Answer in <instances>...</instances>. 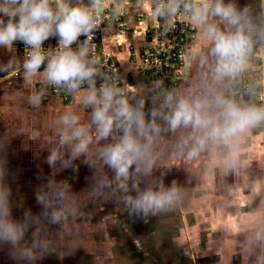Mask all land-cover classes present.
<instances>
[{
  "label": "rangeland",
  "instance_id": "1",
  "mask_svg": "<svg viewBox=\"0 0 264 264\" xmlns=\"http://www.w3.org/2000/svg\"><path fill=\"white\" fill-rule=\"evenodd\" d=\"M161 44L164 47L163 50H167L165 52L167 54L169 52L167 41L165 40ZM153 54V58H156V54ZM162 57L164 56L157 58L158 64L156 65L150 62L139 65L142 69L141 74L145 78L147 97H149L148 103H145L146 120H151L148 115L149 111L163 112L161 107L164 101L163 93L177 89L188 78L182 69L185 62L177 63L174 61V64L172 59ZM22 72L23 69L13 77L20 76ZM240 76L237 79L234 76L233 80L237 82L240 80L241 85L245 86L243 82L246 80L243 81ZM85 84L87 85L88 82ZM89 84H93V81H90ZM47 88L46 93L44 90L40 92L41 100L49 101L51 98L65 104L72 96L71 94L66 95V92L60 93L58 87L55 89L54 86L48 85ZM93 88L95 87L93 86ZM120 89L125 93L122 87ZM134 94L135 91L131 92L132 99H134ZM127 95L125 93V98L128 97ZM65 96L68 97L67 101L64 99ZM5 98L7 99V97ZM10 101L8 99L7 103L4 104L7 109L2 114L11 119L12 128L4 125L2 118H0V205L8 214L7 216L0 215V223H7L11 220L17 222L19 226V221L24 218L29 210L36 212L39 209L37 203L22 204L19 201L21 198L17 200L19 188L16 187L14 190V186L11 189L6 185L9 178L16 182L22 178L28 181L26 183L23 180L22 189L20 188V194L25 195L24 200L26 196L35 197L38 194L48 197L57 196L58 198L60 196L59 202L44 203V207L48 208L44 209L46 212L45 221H51L49 210L53 206L54 210H69L71 206H74L79 211L84 210L89 213L91 218L87 219L73 220L67 215L65 216L69 222L66 227H70L68 230L64 225L63 227L60 226L64 233L62 235L66 238L65 243L71 244L69 231L74 232L75 230L74 234L80 241L87 237V235L76 231V229H80L78 227L80 223L86 221L90 223L93 231L99 229L104 233L102 241L114 245L116 249L114 251L117 254L122 250V247H128L129 250H132V253L138 258V264H217L219 259L225 262V252L219 253L217 250L212 251L211 248L216 244L217 232H220L218 230L223 228V232H225L231 221L234 226H241L244 222L247 224L249 222L247 218L245 221L243 219L247 214L244 215L243 212L259 211L260 202L248 207L247 201L259 196L258 193L254 195L252 190L254 184L259 185L263 176L262 171L256 168L257 163H261L264 156V124L262 121L238 132L227 141L216 140L218 148L213 149L214 140L206 141L209 147L203 148L204 152L196 157V164L191 166L195 171L182 170V172H178L177 168L183 159H180L177 154L172 155L171 158H169L168 153L165 155V152H168L165 140L166 125L163 119L157 117L155 123L160 127L161 132L158 137L153 138L150 151L151 170L147 175L143 171L138 173L136 175L137 181L133 183L139 192L176 189V193L170 204H166L158 210H150L145 214L129 203L137 197V192L132 190L133 183L129 185V181L120 180L118 184H113L112 180L110 181L112 182L111 185L101 186L99 183L95 185L90 177L93 173L90 172L87 175L86 171L89 168H84L82 163H75L73 158L67 165L62 166V168L60 166L58 171L49 169V156L56 152L58 163L63 164L59 160L64 158L61 155L64 152H59V147L65 151V155L71 148V143L65 142L59 146L55 141L51 143L50 137H47V144L42 148L40 141H36V139L29 141L28 138L31 136L32 129L35 128L37 119L31 117L32 119L28 124H20L18 118H24L23 120L26 121L32 111L30 112L26 106L21 108L17 101ZM38 109L41 110L42 108L40 106L35 108V110ZM44 117L45 119L57 118L58 115L45 110ZM48 125L54 126L49 120L48 123H45V127ZM187 129H182V133L184 132L185 135L182 136L185 139L188 138V134H191V128ZM52 131L57 134V126L51 131L49 130L48 136L52 134ZM245 134L246 136H244ZM116 136L119 137V132H116ZM30 148H33L32 152H29ZM208 148L209 150L206 152ZM244 149L247 152L242 151ZM78 161L81 162L80 159ZM71 165L77 169L73 170ZM67 167H70V171ZM141 168L143 169V165ZM193 172L195 175L192 174ZM196 175L197 180L195 177H191ZM121 183L126 184L127 191L120 188ZM79 194L96 196L100 194L106 197L101 201L94 200L92 202H79V199H76L74 203H71L72 200L68 202L65 199ZM111 194H118V197L111 199L109 197ZM245 203L246 209H243ZM253 208L254 210H252ZM102 213L103 218H101ZM232 213L238 214V217L233 219ZM65 217L59 220L63 222ZM50 226L45 227L49 228ZM59 232L61 233L60 230ZM258 234L260 239L264 240V232L262 236L259 231ZM46 237L50 238L48 242ZM52 238L51 235H45V244H51ZM263 240L260 243V248L263 253L262 263L264 264ZM259 242L250 244L255 246L259 245ZM229 256L226 257L227 260L229 259V263L247 264V255L244 257L243 252H235Z\"/></svg>",
  "mask_w": 264,
  "mask_h": 264
},
{
  "label": "crops",
  "instance_id": "2",
  "mask_svg": "<svg viewBox=\"0 0 264 264\" xmlns=\"http://www.w3.org/2000/svg\"><path fill=\"white\" fill-rule=\"evenodd\" d=\"M118 1L119 0H108V6L105 8H113L117 20H113L106 25L103 35L99 40L89 43V46L93 49L89 58L94 61L92 65L94 69L100 68V61L98 60L100 57L108 56L109 59L113 61L117 68L119 86L128 94L127 99H129L130 102H134V99H136V101L142 100L148 103L149 97H147L145 78L143 74H141L142 69L139 65L145 63L144 54L152 50L155 45V24L174 20L184 28L183 49L185 52V63L182 69L188 78H186L177 89L164 92L163 98L170 94L174 100H206L210 105V114L214 118L220 117L223 111L222 108H217L213 103L217 97L232 101L241 107L247 105L251 106L249 104L257 107V77L264 69V59L263 57L261 58V54L256 50V46L261 41L259 22L264 20V0H225V3L231 2L238 9L247 10L245 13L247 23L244 27L251 44L246 57V67L239 75L237 74V76H235V79H237L241 75L240 78H242L243 81L246 80V82H243L245 86L241 85L240 80L239 82L233 80V77L225 78L223 81L215 79V58L210 55L212 44L211 41L206 40L202 34L205 25L194 22L192 19V12H186L184 8L181 7L180 3L179 5L176 3V0H125L123 3L116 4L115 8L112 7L114 3ZM193 1L192 8L198 7L199 0ZM157 8L162 9L163 15L157 12ZM169 9H175L174 14H169ZM208 23L221 25V21L218 17L210 18ZM249 28L253 29V31H248ZM23 51V44L19 42L13 46H0V103L4 102L0 105V118H2L3 124L8 128H12L11 119L2 114V112L7 109V106L4 104H6V101L9 99L13 102H19L21 108L26 106L30 112L32 111L30 117L26 120L27 122L23 120L24 118L18 119L20 120V124H28L32 119L31 117L37 119L35 128L32 129L30 133L31 136L28 140L32 141L36 139V141H40L42 143V148L47 144V137H50L51 143L55 141L57 145L60 146L65 138H70L71 131L74 128L84 127L87 133L93 137V141L89 145L88 151L75 158L74 162L82 163L84 168H89L86 172L87 175L90 172L93 173L90 175L93 184L96 185L99 183L101 186L111 185L112 182L113 184H118L113 171L104 164L99 153L106 144L115 143L119 137L116 136V132H114L112 137L108 140H98L95 125L91 123L93 106L86 105L83 102V97L87 95L88 89L90 86L92 87V85L82 87L83 89L75 95H72L70 100L65 104L59 102V100L54 101L51 98L49 101L41 100V98L39 101H36V97L41 96V91L44 90V93H46L49 84H47L42 75L43 67L41 69V74L31 79H23V72L20 76L13 77V75L15 76V72L23 69ZM134 91V99H132L131 92ZM5 97H7V99ZM8 106L10 108V104ZM39 106L42 109L35 110V108ZM45 110L52 114L56 113L58 117L46 118V120L44 117ZM162 111V113L160 112L161 116L168 114L167 108H163ZM65 115L76 116L77 124L65 125L61 119V117ZM48 120L51 121L54 126L48 125V127H45V123H48ZM55 126L58 128V133L56 134L55 131H52V134L48 136L49 130L51 131ZM182 129L184 130L187 128H179L173 132L168 130L166 125L165 140L168 152L166 151L165 155L168 153L169 158H171L172 155L177 154L180 156V159H183L179 168H177L178 172H182V170L195 171L191 166L196 164V157L202 154L204 152L203 148H206L209 144L208 142L205 143L202 149H198L195 154L189 155L192 149V141L183 137L185 135L184 132L182 133ZM190 132L192 134V129H190ZM191 134H188V137ZM244 136H246V134ZM66 142L71 143V148L74 147L76 143L75 140L70 139ZM212 144L213 149L218 148L216 140H214ZM71 148L67 151L68 154H65L67 157V160H65V151L59 147V152H64L61 153L64 158L59 160L63 162V164L60 165L57 159L55 164L50 165V167L46 164V167L58 171L60 170V166L62 168V166L70 163L72 160ZM208 150L209 148L206 152ZM32 151L33 148H30L29 152ZM239 151L241 150L239 149ZM242 151H245V149ZM79 159L81 162L78 161ZM261 161V163H257L256 168L262 171L263 176L261 182H258L259 185H257V183L254 184L252 190L254 195L258 193L259 196L250 198V200L247 201L248 207L260 202L259 211H250V213L243 212L245 213L244 215L247 214L243 217L244 221L247 218L250 222L246 224V222L243 221L246 225L243 223L241 226H234L231 221L232 224L230 223L225 232H223V228L218 230L220 232H217L218 237L216 238V244L211 248L212 251L217 250L219 253L225 252V262L219 259L217 264H232L229 263V259L227 260L226 257H230L229 255L232 256L235 252H243L244 257L247 255V264H263V253L260 248V243L263 239H260L258 231L262 236L264 232V156ZM72 167L74 168L73 170L77 169L75 166ZM67 168L69 169L68 171H70V167ZM107 174H109V176H107ZM192 174L195 175L194 172ZM191 177H195V180L198 179L197 175ZM23 180L24 179L20 178L17 180L18 182H16L14 180L11 181L9 178L6 185L11 189L12 186H14V190H16V187L19 188L17 200L21 198L19 201L22 204L37 203L39 209H37L36 212H31L29 210L24 218L19 221V227L23 231V237L17 240L15 244L0 240V264H138V258L132 253V250H129L128 247L121 246L122 250L117 254V252L114 251L116 250L114 245L102 241L104 239V233L99 229L93 231L90 223L86 221L83 223L81 222L78 226L80 229H76V231L87 235V237L82 238L80 241L74 234L75 230L74 232L69 231L71 244L65 243L66 238L62 235L64 234L62 232L63 229H60V226L63 227L64 225L66 227V224H69L65 216L67 215L73 220L87 219L91 218L89 213L84 210L79 211L74 206H71L69 210H54L53 206V208L51 207L49 210L51 221H45L44 215L46 212L44 209L46 210L48 208L44 207V203L59 202L60 196L58 198L57 196L48 197L38 194L35 197L26 196L24 200L25 195L20 194ZM136 181V177L134 181L129 180V185L133 182L136 183ZM25 182L28 183V181ZM14 183L17 184L14 185ZM105 197V195L100 194H97V196L79 194L78 196L73 195L65 199L68 200V202L72 200L71 203H74L76 199H79V202H92L94 200L101 201ZM109 197L113 199L114 197H118V194H111ZM243 209H246V203ZM252 210H254V208ZM53 214H56L59 219L65 217V220L63 222L60 220H58V222H53ZM237 215L232 213L231 216L235 219L238 217ZM101 218H103V213ZM45 226L50 227L46 228ZM66 229L70 230V227H66ZM45 235L53 236L51 244H45ZM98 238L100 239L97 240ZM46 239L48 242L50 238L46 237ZM258 241H260L259 245H251L254 242L258 243ZM135 244L138 245L137 242H135Z\"/></svg>",
  "mask_w": 264,
  "mask_h": 264
},
{
  "label": "clouds",
  "instance_id": "3",
  "mask_svg": "<svg viewBox=\"0 0 264 264\" xmlns=\"http://www.w3.org/2000/svg\"><path fill=\"white\" fill-rule=\"evenodd\" d=\"M176 3L179 5L180 0ZM107 6L108 0H0V46H13L17 42L25 45L23 79L36 77L43 67L42 75L47 84L66 86L67 92L75 95L86 81L90 82L98 75L92 66L94 61L89 58L93 52L89 40L95 29L93 14L103 12ZM184 10L192 12L194 22L205 25L202 34L212 44L210 55L215 58V79L223 81L242 72L251 44L244 27L247 10L238 9L225 0H199L198 7L189 9L184 5ZM174 12L175 9H169V14ZM212 17H218L221 25L209 24ZM82 36L85 39L81 42ZM49 38L57 40L60 50L55 54H50L51 49L46 51L43 47ZM74 44L77 45L75 49L72 47ZM39 99L37 96L36 101ZM83 102L93 106L91 123L95 125L98 140H108L114 132H119V139L106 144L99 153L117 181H134L141 171L145 175L150 172L153 138L161 132L155 123L157 117L165 121L170 131L192 129L188 137L192 141L189 155L202 149L208 140L227 141L238 132L264 121V107H241L217 97L213 103L223 111L220 117L214 118L206 100H174L170 94L164 97L161 105L168 109V114L161 116L159 112L149 111L151 120H146L144 101L130 102L120 88L104 84L99 90L90 86ZM61 119L65 125L77 124L76 116L65 115ZM69 139L76 141L71 148L73 159L85 154L93 141L82 126L74 128L70 138H65L62 143ZM56 160L57 153L53 152L48 163L53 165ZM119 186L128 190L124 183ZM132 190L137 192V197L129 203L145 214L170 204L176 193V189L139 192L135 183ZM0 215H8L2 205ZM58 220L59 217L53 214L52 221ZM22 237L23 231L17 222L0 223V240L15 244Z\"/></svg>",
  "mask_w": 264,
  "mask_h": 264
},
{
  "label": "built area",
  "instance_id": "4",
  "mask_svg": "<svg viewBox=\"0 0 264 264\" xmlns=\"http://www.w3.org/2000/svg\"><path fill=\"white\" fill-rule=\"evenodd\" d=\"M125 0H119L118 2H115L112 7L115 8L116 4L123 3ZM193 0H180V5L182 8H184V5H186L189 9L193 7ZM157 12L161 15H163V11L160 8H157ZM94 20H95V29L94 31L90 34V40L89 43L95 42L99 40L103 32L106 28V25L113 21L117 20V17H115L114 14V9H107L104 7L103 12H95L94 14ZM155 29L154 32L156 33V38H155V45L150 50L149 52L144 54L145 57V63H151V64H158L157 58L160 56H164L162 58L166 59H172L173 63L175 62H183L184 63V28L183 26H180L178 22L172 20L170 22H164L161 24H155ZM259 30L261 33V41L260 43L256 46V50L261 54V58L263 57L264 59V20H261L259 22ZM85 39V37H80V41L82 42ZM167 41L168 45V50L169 52L165 54L167 50H163L164 47L162 46L163 41ZM44 49L48 51L51 49L50 54H55V52L59 51L60 49L57 47V40L55 38L49 39L45 41L44 43ZM73 48H76V45H72ZM24 51L22 52V57L25 59V53H26V47L23 45ZM156 54V58L154 57V54ZM168 55V57L166 56ZM100 61V68L94 69L98 75L92 80L93 84H88L86 85L85 83L82 85V87L92 85L94 86L95 89L100 88L102 84L112 86V87H118L119 82H118V77H117V68L115 67V64L109 57L103 56L98 58ZM175 61V62H174ZM181 62V63H182ZM173 64V65H174ZM178 66V65H177ZM19 72V71H17ZM15 72V74L17 73ZM95 83V84H94ZM55 87V86H54ZM57 87H55L56 89ZM57 89H60V93H65L68 95L69 93L67 92L66 86H61L58 87ZM64 99L67 101L68 97L65 96ZM256 103L257 107H264V69L262 72L258 75L257 77V89H256ZM264 124V121H262Z\"/></svg>",
  "mask_w": 264,
  "mask_h": 264
}]
</instances>
